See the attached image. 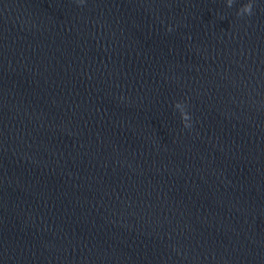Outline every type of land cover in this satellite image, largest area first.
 Returning a JSON list of instances; mask_svg holds the SVG:
<instances>
[{
  "label": "water",
  "instance_id": "water-1",
  "mask_svg": "<svg viewBox=\"0 0 264 264\" xmlns=\"http://www.w3.org/2000/svg\"><path fill=\"white\" fill-rule=\"evenodd\" d=\"M0 264H264V0H0Z\"/></svg>",
  "mask_w": 264,
  "mask_h": 264
},
{
  "label": "clouds",
  "instance_id": "clouds-1",
  "mask_svg": "<svg viewBox=\"0 0 264 264\" xmlns=\"http://www.w3.org/2000/svg\"><path fill=\"white\" fill-rule=\"evenodd\" d=\"M81 2H82V0H81ZM233 3H234V0H228V7H232ZM244 14H247L249 16H251L253 14V4L252 3H248L240 9L238 15H244ZM168 30L172 31L171 28H169ZM181 117H182V121L184 123V127L185 128H191L192 125L189 122L191 120V116L186 112V113H183L181 115Z\"/></svg>",
  "mask_w": 264,
  "mask_h": 264
}]
</instances>
